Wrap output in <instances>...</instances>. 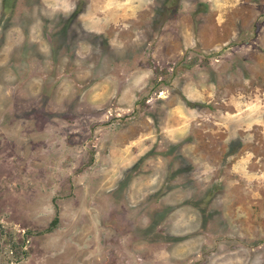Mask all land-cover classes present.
<instances>
[{
    "label": "rangeland",
    "instance_id": "374dc122",
    "mask_svg": "<svg viewBox=\"0 0 264 264\" xmlns=\"http://www.w3.org/2000/svg\"><path fill=\"white\" fill-rule=\"evenodd\" d=\"M0 264H264V0H0Z\"/></svg>",
    "mask_w": 264,
    "mask_h": 264
}]
</instances>
